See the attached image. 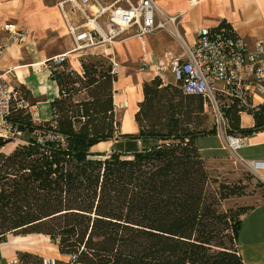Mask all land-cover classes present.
<instances>
[{
    "label": "trees",
    "instance_id": "obj_1",
    "mask_svg": "<svg viewBox=\"0 0 264 264\" xmlns=\"http://www.w3.org/2000/svg\"><path fill=\"white\" fill-rule=\"evenodd\" d=\"M80 64L81 74L66 61L48 68L59 88L48 121L34 123L27 108L10 113L24 139L0 153V244L8 236H45L69 258L55 264H243L236 241L252 207L222 209L245 187L219 183L206 168L196 140L217 130L199 123L208 118L203 100L155 76L142 85L137 134L120 135L113 105L118 76L109 58L83 57ZM245 113L253 117L250 128L239 127L238 111L224 112L226 134L264 132V103ZM118 139L153 145L91 152ZM8 143L0 140V149ZM18 259L42 264L28 253Z\"/></svg>",
    "mask_w": 264,
    "mask_h": 264
},
{
    "label": "crops",
    "instance_id": "obj_2",
    "mask_svg": "<svg viewBox=\"0 0 264 264\" xmlns=\"http://www.w3.org/2000/svg\"><path fill=\"white\" fill-rule=\"evenodd\" d=\"M62 1L64 0H0V38L3 36L1 27L7 23L15 24L17 27L26 28L29 31V38L25 45L8 48L0 59V79L10 86L24 88L27 103L35 108L41 122H46L51 118L50 103L58 97L59 88L56 82L51 80L50 70L44 67V62L49 57L43 50L36 49L38 47L55 48L58 46L61 50L56 51L57 54H53L54 56L68 53L72 50L70 46H73V41L67 31V22L75 24L83 22V17L77 11H72L69 5H64L66 19L64 18L58 7ZM98 1L107 6L115 0ZM152 1L164 15H179L175 28L180 38L177 39L169 32L167 34L162 30L147 36L145 51L149 54L152 62L170 63L171 53L175 54L172 51L171 43H178L181 55L183 53L182 43L192 44L199 29L216 28L222 21L228 24L248 45H252L257 40H264V0H196V5L193 7L189 6L188 0ZM120 5H124V3H120ZM84 10L89 13L88 8H84ZM73 14H78V16ZM98 24L104 27L103 19L98 20ZM132 34H134L133 29L123 36V41L114 44L115 46L112 45L111 49L104 50L102 52L104 57L112 58L115 47L123 51L124 49L127 50L126 43L128 45V43L136 42L140 49L138 53L140 62L141 47L137 39L132 37ZM97 48L100 47L93 49ZM161 48L167 52L162 58H159L160 55L154 53ZM178 53L173 57L180 56ZM81 58L69 62L70 69L77 74H81L82 71ZM36 65L39 67L36 68ZM18 73L23 76L22 81L19 80ZM144 73L146 74L143 75L147 77H138L139 81L136 83H134L133 77L118 75L116 83L113 84L115 114L117 110L122 112L119 120L120 135H135L138 132L134 115L138 109L137 105L143 100L142 85L155 77L152 72ZM170 74L166 70L162 75L163 83L176 85L172 74ZM40 75H43L45 82L38 84ZM165 77H168V81ZM29 81H33L31 85ZM20 91L22 92L21 89ZM262 103V98L258 96L252 98V104L255 106ZM42 112H46L45 118ZM238 123L240 128H250L253 126L254 120L251 115L241 113L238 115ZM127 142L129 143L122 145ZM137 142L133 139H118L100 143L93 148L108 143L113 144V149L116 151L131 153L148 149L153 145V142L149 140ZM196 146L205 161L207 170L212 172L219 170L220 174L233 172V166L238 167L240 161H264V132L243 137V145L236 151L235 156L226 149L224 134L219 132L212 136L198 138ZM13 149L14 146L7 152L10 153ZM103 152H109V150ZM261 196L263 200L250 205L252 208L241 217V227L236 246L243 264H264V194ZM19 253L35 255L42 260L51 258L64 263L69 259L66 256H61L47 237L32 234L8 236L7 241L0 244V264H6L11 259L18 257Z\"/></svg>",
    "mask_w": 264,
    "mask_h": 264
},
{
    "label": "built area",
    "instance_id": "obj_3",
    "mask_svg": "<svg viewBox=\"0 0 264 264\" xmlns=\"http://www.w3.org/2000/svg\"><path fill=\"white\" fill-rule=\"evenodd\" d=\"M196 2L188 0L190 7L195 6ZM64 5L77 11L83 17V22H67L73 48L68 53L47 60V68L60 66L73 52L121 42L123 36L133 29L132 37L137 39L141 47L140 71L152 72L162 79L167 68L161 62L151 61L145 51L146 37L162 30L180 39L175 28L179 15H164L152 0H115L107 6L98 0H64L58 7L65 19ZM84 8H88L89 13ZM101 19L104 27L98 24ZM90 22L94 25H90ZM1 32L0 59L8 48L23 46L29 38L26 28H19L12 23L4 24ZM182 52L181 56L171 57L170 60V73L174 82L184 95L197 96L203 100L204 106L207 103L211 105L215 124L221 126L219 133L224 134L225 147L235 156L243 145V138L226 134L224 112L235 110L241 114L254 109L252 98L255 96L262 98L264 103V40L248 45L231 27L218 24L213 29H199L192 44L182 43ZM109 61L111 73L118 76V65L112 58ZM21 108L28 109L34 123H40L34 119L32 107L25 101L20 89L0 79L1 141H19L22 133L10 124L8 118L13 110ZM239 164L248 173L264 178V161H240ZM6 264H20V261L15 257ZM42 264H55V261L43 259Z\"/></svg>",
    "mask_w": 264,
    "mask_h": 264
},
{
    "label": "rangeland",
    "instance_id": "obj_4",
    "mask_svg": "<svg viewBox=\"0 0 264 264\" xmlns=\"http://www.w3.org/2000/svg\"><path fill=\"white\" fill-rule=\"evenodd\" d=\"M73 15L78 16V14H73ZM165 33L169 34L167 31H165ZM187 41L189 42L188 39H187ZM115 45H116V43H115ZM125 46H126L127 50L124 49L123 51H121L120 48L115 47L114 55L112 56V59L114 58L113 60L115 61V63L119 67V71H120L119 75L120 76L126 75V76L133 77L135 80L134 83H136L139 81L138 77H142V78L147 77V76L143 75L146 73L141 72L139 69L140 62H139L138 53L140 52V49H139L138 43H136V42H132L131 44L128 43V45L126 43ZM111 47H112V45H107V46L105 45L104 47H100L97 49H85V50L73 52L72 54H69L67 56L66 64H67L68 68L70 69V66H69L70 61L73 62V61H76V59L79 60V57L80 58L81 57L90 58V57H96L99 55H103L102 52H104V50H107L108 48L111 49ZM171 47H172V51L175 52V54L171 53V56L173 57V56L177 55L176 53L179 52V45L177 42H174V43H171ZM72 48H73V46H70V49H72ZM36 50H43L44 53L49 57L48 58V60H49V59H52L53 57H55L54 55L57 54L56 51H60L61 49L58 46H55V48L38 47ZM165 52H167V51H165V49L161 48L158 51H156V53H154V54L160 55L159 58H162L165 55ZM180 53L181 52H179L178 55H180ZM130 54H132V55H130ZM103 57H104V55H103ZM109 57H111V56H109ZM168 64L169 65L167 66V70H168V73H170V63H168ZM48 66H49V64H46V62H44V67H48ZM165 78L168 81V77H165ZM84 97H85L84 95H80L78 97H75V99L80 100V99H83ZM31 112L33 114L34 119H36L37 122H41L38 115L36 114L34 107L31 108ZM204 112L208 118L203 119V117H199V123L201 121V125H203L205 127H211L212 125H215L217 132H219L221 126H218L215 124V121H214L215 119H214L212 107L210 104L207 103L204 106ZM121 116H122L121 110H117V113H116L117 120H120ZM23 139H24V137L22 135L19 138L18 142H20V143L23 142L22 141ZM18 142H9L7 145H5V147L0 149L1 153L8 154L9 152H7V151L10 150L13 146L15 148L19 144ZM128 143L129 142L124 143L122 145H126ZM112 148H113V144L107 143V144L99 145L96 148H93L91 150V152H93V153L103 152V151H108ZM236 165H239V164H236ZM233 167H234L233 172H230L228 174H220L221 172H219V170H217L216 172H214V171L212 172L211 170L208 171L210 173L211 177L213 179H216V181L219 183L224 182V183H227L230 185L241 184V186L245 187L243 196L231 197L228 200L224 201L222 203V209L223 210H236L240 207H250V205L257 204L260 200H263V197L261 196V194H264V178L260 179L259 177H256L255 175L248 173L241 165H239L238 167H235V166H233ZM220 171H223V170H220ZM229 174H230V176H229ZM260 185H263V187ZM52 260H54V259H52Z\"/></svg>",
    "mask_w": 264,
    "mask_h": 264
},
{
    "label": "bare ground",
    "instance_id": "obj_5",
    "mask_svg": "<svg viewBox=\"0 0 264 264\" xmlns=\"http://www.w3.org/2000/svg\"><path fill=\"white\" fill-rule=\"evenodd\" d=\"M89 24H90V25H94L93 22H90ZM164 65L167 67V66H168V63L166 62ZM35 67L38 68L39 65H36ZM33 72H34V71H33ZM35 72H36V71H35ZM18 78H19L20 81L23 80V76H22L20 73H18ZM28 79H29V77H28ZM28 79H27V80H28ZM32 79L34 80V78H32ZM29 82H30V81H29ZM31 82H33V81H31ZM31 82H30V85H31ZM40 82H41V83H44V82H45L44 79H43V75H40L39 78H38V84H39ZM26 83H27V82H26ZM34 83H35V82H34ZM28 85H29V84H28ZM115 87H116V86H115ZM34 90H35V89H34ZM34 90H33V91H34ZM41 91H42V90H41ZM34 92H35V91H34ZM43 92H44V91H43ZM34 94H36V93H34ZM34 96H35V95H34ZM49 102H50V101H49ZM44 105H45V104H44ZM42 113H43V112H42ZM44 114H46V112L43 113V116H44ZM45 117H46V115L44 116V118H45ZM95 148H96V147H95Z\"/></svg>",
    "mask_w": 264,
    "mask_h": 264
}]
</instances>
